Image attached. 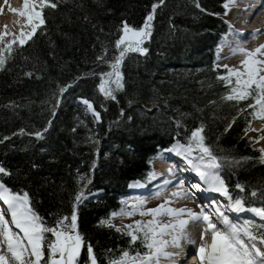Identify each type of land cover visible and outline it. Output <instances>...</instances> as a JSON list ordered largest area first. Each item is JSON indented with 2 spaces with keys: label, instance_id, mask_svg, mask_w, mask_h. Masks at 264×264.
I'll list each match as a JSON object with an SVG mask.
<instances>
[{
  "label": "trees",
  "instance_id": "trees-1",
  "mask_svg": "<svg viewBox=\"0 0 264 264\" xmlns=\"http://www.w3.org/2000/svg\"><path fill=\"white\" fill-rule=\"evenodd\" d=\"M225 1L164 0L158 5L144 45L148 52L125 58V86L116 100L104 98L96 88L98 73L108 70L96 56L102 45L114 43L122 20L141 25L156 0H54L55 9L43 10L45 24L24 45L5 53L0 163L11 175L0 179L14 191H28L49 225L57 215H67L70 222L79 189L82 198L101 192L77 204L78 230L93 245L97 264L119 259L124 249L130 255L147 251L139 240L130 244L125 232L98 221L124 207L129 182H148L151 157L174 139L185 143L201 123L205 142L221 158V174L233 198L243 196L246 205L264 203V163L255 140L243 137L253 120L245 108L251 101L237 106L223 100L227 87L217 82L221 71L212 67L215 46L227 29L219 18ZM113 52L110 47L109 59ZM64 85L68 87L60 92ZM82 98L93 102L99 121L77 103ZM46 125L42 139L28 134ZM238 182L242 193L235 188ZM86 243L78 264L87 261Z\"/></svg>",
  "mask_w": 264,
  "mask_h": 264
},
{
  "label": "snow or ice",
  "instance_id": "snow-or-ice-1",
  "mask_svg": "<svg viewBox=\"0 0 264 264\" xmlns=\"http://www.w3.org/2000/svg\"><path fill=\"white\" fill-rule=\"evenodd\" d=\"M163 2L164 0H156L139 26L130 25L122 20L118 26V36L114 43L107 46L102 45L101 53L96 56V61L106 64L108 70L98 73L99 81L96 88L104 98L116 100V93L124 89L122 64L125 58L130 53L143 55L148 52V48L144 46L145 41L150 40L155 10ZM48 7L55 9L57 3L54 0H23L22 8L11 9L24 17V24L28 26V30L22 28L18 35L0 47V68L5 66L8 58L5 55L6 52L10 55L16 44L24 45L37 31V28L45 24L43 10ZM225 7H227V2ZM5 35L7 33L0 32V37ZM228 43L222 37L220 43L217 44V49L219 50L221 45ZM110 47L114 49L111 59L108 58ZM231 50L242 53L243 58L239 61L240 67L220 65L226 69V73L217 76V79L227 87L222 99L235 102L237 106L241 101L250 100L251 102L245 105V108L251 109L248 115L253 119L264 121V43L252 50L243 47H235ZM89 74L96 75V73H82V75ZM25 75H31V73H25ZM67 87L68 85L61 87L60 92H63ZM82 99L87 106V111L92 112L95 121H99L101 116L95 110L93 102L87 98ZM58 102L59 99H57ZM244 110L240 109L238 115ZM250 123L251 121H249ZM176 124L179 127L181 121L176 120ZM203 130L204 125L201 123L192 128L190 134L185 136V143H180L177 140L167 151L175 152L178 156L183 157L191 171L199 177L203 185H206L202 189L203 191L211 190L219 193L227 198V204L213 200L210 205L212 211L207 210L209 206L202 205L200 211L195 212L191 208L171 207L169 198H165L161 204L152 208L143 207L146 203L143 198L138 197L131 204L128 203L127 198H123L124 207L119 212H112L109 218H101L98 223L125 232L130 237V244L139 240L147 251L130 255L129 250L124 249L119 259H113L109 264H160L161 256L174 255V253L166 251L169 244L178 247L182 239L191 242L186 231V225L190 221L203 224L200 234L201 243L197 250L200 264H264V232L254 230L264 228V203L261 206L246 205L243 196L237 195L233 198L221 174V158L215 155L211 146L205 142ZM248 130L250 129H245V131ZM24 131L23 128L19 129L22 134ZM46 131L47 125L28 134L42 139ZM260 138L258 136L249 139L259 140ZM259 151V160L264 163V148H260ZM240 159L248 158L241 157ZM94 165L95 161H93ZM33 167L36 165L33 164ZM0 175H11L10 170L2 163H0ZM156 175L158 174L154 171H149L146 179H153ZM81 179L86 181L88 178L81 177ZM132 183L139 184L140 182ZM163 183L168 184L170 181L164 180ZM200 188V183H194L189 186L187 191L173 192L170 193V196L181 194L194 196L193 189ZM235 188L239 189L241 193L244 192V186L239 182L235 184ZM83 191L81 188L76 193L75 201L72 203L70 222L67 215H57L55 222L49 225L35 210L28 191L24 189L14 191L0 179V201L6 206L0 207V264H78L82 246L86 243V238L78 230L77 225V204L82 199ZM251 195L256 196L255 189L252 190ZM245 210L260 217V225L249 220L236 223L227 214L229 211L239 213ZM137 213L141 217L147 215L150 219H136L122 227L111 223L113 216H133ZM161 214H167L171 218L170 221L160 223L157 217ZM209 234L210 240L206 239ZM86 247L87 261L85 264H97V257L91 242H87Z\"/></svg>",
  "mask_w": 264,
  "mask_h": 264
},
{
  "label": "bare ground",
  "instance_id": "bare-ground-1",
  "mask_svg": "<svg viewBox=\"0 0 264 264\" xmlns=\"http://www.w3.org/2000/svg\"><path fill=\"white\" fill-rule=\"evenodd\" d=\"M263 1L264 0H231V2H227V7H225L226 3L224 4V7L227 9L226 11L229 12V14L232 16L231 23L235 24V27L232 26L233 27L232 32L233 30H235L234 32L235 35L233 33L232 35L233 37H236L238 41L249 40L253 34L264 30V4L261 7L259 6V3ZM22 7H23V0H0V15H1L0 26H2V32L7 33V35H12L20 31L22 28L24 30H28V26L24 24V17H21L18 12L11 11V9H20ZM263 42H264V35H259L257 38H254V40L247 42L248 43L247 48L257 47ZM229 52H231L230 49H228V47H225L224 52L220 54L221 55L220 62L226 59L224 57L228 56ZM165 154L167 156H170V159L173 161V163L172 161L170 162L163 161L160 163L161 167L163 168V171H162L164 174L163 180L170 181V183L168 184L163 183L166 187L175 188L174 190H177V192H181L184 189V187L187 185V182L188 181L190 182V179L193 180L190 182V185L194 183L201 184L200 189H193V192H195L194 196L189 194V196L186 195L188 199H185L186 198L185 197L184 199L181 200V202H180V199L179 200L174 199L173 202H175V205H177V203H181L184 205V207L193 206L197 208V209L194 208L195 209L194 211L199 212L201 208L200 203L192 204L190 201H188L189 198L191 200V198L198 197L197 193L205 194L206 196L211 198L212 195L214 194L217 195L218 193L213 192L211 190H208V191L202 190L203 188L206 187V185H203V182L200 181L199 177L196 176V174L193 171H191L190 167L187 164H184V165L180 164L181 162L185 163V161L182 159L183 157L178 156L175 152H172V151L165 153ZM169 169H171V172H169ZM180 175L183 177H186L187 181L185 183L180 182V184L177 185L178 181L182 180V178L179 177ZM177 177L179 178V180L178 179L175 180ZM155 182L159 183L163 181L156 180ZM161 186L163 187V185ZM165 186L163 188H165ZM132 189L136 193L142 192V190L138 189V187H132ZM171 192H173V190ZM176 197H178V195ZM211 202H210V205H211ZM210 205L207 208L208 211H211ZM241 213L243 214L244 212L237 213L235 215L237 216L236 218H242ZM213 219L215 220V217H213ZM14 230L18 231L17 229H14ZM202 230H203L202 223L190 221L186 225V231L189 234L191 242H186L182 239L180 242V246L178 247L169 244L166 248V251L170 253H174V255L170 257L161 256L159 258L160 264H180V263L184 264L188 262V260H189L188 264H198L199 257L197 255V250L199 248V244L201 243L200 234ZM206 239L210 240V234L206 236ZM187 252L189 253L194 252L193 255L188 257L190 259L186 258L188 254Z\"/></svg>",
  "mask_w": 264,
  "mask_h": 264
},
{
  "label": "rangeland",
  "instance_id": "rangeland-1",
  "mask_svg": "<svg viewBox=\"0 0 264 264\" xmlns=\"http://www.w3.org/2000/svg\"><path fill=\"white\" fill-rule=\"evenodd\" d=\"M227 2H231V0H228ZM223 6V5H222ZM223 8V15H222V19L224 20V22L227 24V25H230L231 26V30H232V28L233 27H235V24H233V23H231V15L229 14V12H227L226 10V8L223 6L222 7ZM0 20H1V15H0ZM0 23H1V21H0ZM233 26V27H232ZM230 29L228 30V34L224 37L229 43L228 44H224V45H221V47L219 48V50L217 49V51H216V55H215V61H214V64L216 65V67L214 68V70H220L223 74L224 73H226V69L225 68H223V67H220V65H228V66H235V67H240V65H239V61L243 58V54L242 53H240V52H233L232 50H231V48H235V47H237V45H238V47H243V48H246V49H249V50H252V49H254V48H256V47H252V48H247V42H249V41H252V40H254V38H257L259 35H264V30H262L261 32H257V33H255V34H253L251 37H250V39L249 40H244V41H238L237 40V38L236 37H233V35H232V31H231ZM0 32H2V26H0ZM19 32L20 31H18V32H16V33H14V34H12V35H5V36H3V37H0V47H3V45L9 40V39H13L14 38V36L15 35H18L19 34ZM235 30H233V34L235 35ZM235 38H236V40H235ZM27 42V41H26ZM264 43V42H263ZM230 45V46H229ZM246 45V46H245ZM245 46V47H244ZM225 47H228V49H230V51L231 52H229V55L228 56H225L224 58H226V59H224V58H222V59H224L222 62H220L221 60H220V57H221V53H223L224 52V49H225ZM230 54H231V56H230ZM227 57H229V58H227ZM219 60V61H218ZM213 64V65H214ZM221 73V74H222ZM216 80H217V82L218 81H220V80H218L217 79V77H216ZM220 82H222V81H220ZM223 83V82H222ZM222 87H226L224 84L222 85ZM227 91V90H226ZM241 102H244V101H241ZM81 105L82 106H84V108H86L87 109V106L83 103V101L81 102ZM250 111H251V109H249ZM91 115L93 116V114L91 113ZM251 127H250V130L248 131V132H246L245 134H244V136L243 137H245V138H256V137H261L259 140H255V143H254V147L255 148H258V150L260 149V148H264V121H261V120H259V119H253L252 121H251ZM168 152H170V151H167V152H165V153H168ZM164 152H161V153H159L158 155H157V157L152 161V164H151V167H152V171H154L155 173H157L158 175H156L155 176V178H153L152 180H151V183H152V186L154 187V191L153 190H150V188H149V190L148 189H146V188H142V186H140L139 184H131V186H129L130 188V191L131 190H133L132 189V187H138V189H143L142 191L143 192H145V196H148V197H146V198H144L143 197V195L141 194V195H139V194H134L133 193V191H131L130 192V196H127V197H125V198H127V200H128V203L129 204H131L132 202H134L138 197L139 198H144V200L146 201V203L143 205V207H145V208H152V207H156L157 205H159V204H161L162 203V201L165 199V198H169L170 199V206L171 207H175V208H180V207H184V205L183 204H181V203H177V205H175V202H173V200L174 199H180V202H181V200L182 199H184L185 197V199H188L187 198V196L186 195H183V194H181V195H178V197H176V196H170V193H173V192H177V190H174L175 188H170L169 189V187H166L164 184H163V182H159V183H154L153 184V180L154 179H159V180H162V181H164L163 180V177H164V174H163V168L161 167V162H163V161H165V162H170V161H172L171 159H170V156H167L166 154H165ZM166 155V156H165ZM168 155H170V154H168ZM163 157V158H162ZM183 159V158H182ZM184 160V159H183ZM172 163H173V161H172ZM171 163V164H172ZM181 165H184V164H186V163H183V162H181L180 163ZM179 168H180V166H179ZM182 168V167H181ZM159 171H160V173H162V174H159ZM159 175H161V176H159ZM158 176H159V178H158ZM179 180V178L177 177L175 180ZM191 181H193L192 179L190 180V182ZM190 182L188 181V184H190ZM195 182V181H194ZM157 185L158 186H160L161 188H162V186L161 185H163V187L165 186V188H162L161 190H158L157 188H155V187H157ZM187 188H189L187 185L184 187V189L181 191V192H185L186 190H187ZM140 189V190H141ZM167 189H169V190H167ZM148 190V192H146ZM173 190V192H171ZM136 193V192H135ZM189 196V195H188ZM213 196V197H212ZM211 197V199L212 200H215V201H217L218 203H221V204H225L226 205V201H227V198H225V197H223V196H221L219 193L216 195V194H214V195H212ZM174 197V198H173ZM189 200H190V198H189ZM188 200V201H189ZM1 202L2 201H0V205H2L1 204ZM190 202H191V200H190ZM180 204V205H179ZM1 207V206H0ZM192 210H193V208H191ZM195 209H197V208H195ZM194 209V210H195ZM193 210V211H194ZM210 210L212 211V209L210 208ZM230 212V211H229ZM242 212H244L241 216H242V218H239V219H241L240 221L241 222H239V221H237V220H235V219H232L234 222H236V223H243L245 220H249V221H254L255 222V220H256V224H259L260 225V223H261V218L260 217H257L254 213H252V212H249V211H247V210H245V211H242ZM232 213V212H231ZM233 214V213H232ZM185 215H186V213H185ZM236 215V214H235ZM250 216V217H249ZM254 216V217H253ZM237 217V216H236ZM136 219H141V220H148V219H150V217L149 216H143V217H141L138 213L137 214H134L133 216H125V215H116V216H113V217H111V223L113 224V225H115V226H118V227H122L123 225H126V224H129V223H131L133 220H136ZM157 219H158V221L160 222V223H167V222H169L170 221V217L169 216H167V214H161L160 216H158L157 217ZM165 239H167V237H165ZM188 254H187V256H186V258L187 259H190V258H188L189 256H191V255H193V253L194 252H187ZM187 261V260H186ZM189 263V260H188V262H186V263H184V264H188ZM181 264V263H180Z\"/></svg>",
  "mask_w": 264,
  "mask_h": 264
}]
</instances>
